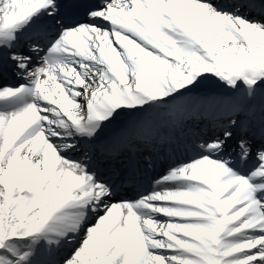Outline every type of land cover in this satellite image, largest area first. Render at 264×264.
<instances>
[{
	"label": "snow or ice",
	"instance_id": "snow-or-ice-1",
	"mask_svg": "<svg viewBox=\"0 0 264 264\" xmlns=\"http://www.w3.org/2000/svg\"><path fill=\"white\" fill-rule=\"evenodd\" d=\"M0 264H264V0H0Z\"/></svg>",
	"mask_w": 264,
	"mask_h": 264
}]
</instances>
